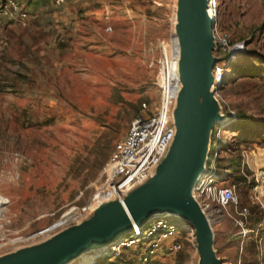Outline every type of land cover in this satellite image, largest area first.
<instances>
[{
  "label": "rangeland",
  "instance_id": "1",
  "mask_svg": "<svg viewBox=\"0 0 264 264\" xmlns=\"http://www.w3.org/2000/svg\"><path fill=\"white\" fill-rule=\"evenodd\" d=\"M209 1L215 33L244 50L224 69L217 94L220 114L238 120L220 130L221 145L212 140L210 157L219 149L220 184L237 205L211 218L212 251L220 264H264V0ZM178 4L0 0V257L97 219L84 207L114 145L143 103L159 102L148 64L157 42L175 34ZM173 216L181 249L148 264H199L192 225ZM145 249L121 246L93 264H145Z\"/></svg>",
  "mask_w": 264,
  "mask_h": 264
},
{
  "label": "water",
  "instance_id": "2",
  "mask_svg": "<svg viewBox=\"0 0 264 264\" xmlns=\"http://www.w3.org/2000/svg\"><path fill=\"white\" fill-rule=\"evenodd\" d=\"M214 25L215 17L205 16L204 0H179L174 34L180 72V88L172 111L175 135L152 175L128 191L120 202L110 199L99 204L89 213L97 216L96 220L74 226L42 246L0 257V264H66L73 256L88 254L89 249L104 243L107 251L132 235L133 225L140 231L151 219L169 214L160 213L164 210L174 211L175 217L192 225L199 264L219 263L212 251V232L192 197L207 162L212 131L227 121V116L220 114L212 90V70L218 62L213 56Z\"/></svg>",
  "mask_w": 264,
  "mask_h": 264
},
{
  "label": "built area",
  "instance_id": "3",
  "mask_svg": "<svg viewBox=\"0 0 264 264\" xmlns=\"http://www.w3.org/2000/svg\"><path fill=\"white\" fill-rule=\"evenodd\" d=\"M64 1L54 0L56 5H61ZM208 5L213 9L211 1ZM214 41V51L219 48L222 53L228 55L225 58L216 57L213 54L218 59L212 70V90L217 100V94L226 79L224 69L229 66V62L237 53L244 50L242 46L229 47L226 40L217 35L215 31ZM156 48L159 55L155 62L151 60L148 66L150 69L155 68L154 81L160 95L159 102L153 109L143 103L141 105L142 114L132 120L125 136L114 145L104 168V181L87 201L84 207L86 213H90L99 204L110 199L120 202L128 191L151 176L165 157L173 140L175 127L172 111L180 88L177 76L179 52L176 37L173 35L168 40L158 41ZM227 121L229 124L235 122L236 116L228 115ZM227 125V123H221L214 127L204 171L198 177L192 190L193 199L210 220L216 214V210L219 212L223 210L227 213L228 207L237 205L233 191L220 184L221 177L216 168L218 150L210 157L212 140L215 139L221 145L220 130ZM179 227L180 225L171 216H157L140 231L135 229L131 235L133 239L123 238L118 246L111 247L105 254L114 253L121 246L141 242L146 245L141 257L145 264L152 262L159 254L162 257L171 256L181 249V244L173 239L178 235ZM162 259L157 264H170Z\"/></svg>",
  "mask_w": 264,
  "mask_h": 264
},
{
  "label": "bare ground",
  "instance_id": "4",
  "mask_svg": "<svg viewBox=\"0 0 264 264\" xmlns=\"http://www.w3.org/2000/svg\"><path fill=\"white\" fill-rule=\"evenodd\" d=\"M204 1H205V16H206L208 19H213L214 16H215V15H214V12H213V9H212L209 5L206 4V1H207V0H204ZM177 76H178V78H179V76H180V72H177ZM224 123H225V124H226V123L229 124L228 121H225ZM203 162H204V156H203V159H202L200 165H202ZM2 207H3V204H0V212H1V208H2ZM198 211H199L200 215L203 217L204 222H205V224H206V227H207L209 233L212 232V226H211V224H210V222H211L210 218H209V217L205 214V212H203L202 210H201V211L198 210ZM164 212H165V213H169V214H166V215H168V216H172V215L175 214L174 211H172V210H164V211H160V213H164ZM171 214H172V215H171ZM209 220H210V221H209ZM132 228H133V230H135V229L138 228V227H137L136 225H133ZM212 234H213V233H212ZM212 234L210 233V236H211V238H212V237L214 238V236H212ZM111 241H112V240H110L109 242H111ZM106 246H107V243H104V244H102V245H100V246L93 247V248L89 249L88 254L85 255V256L83 255V258H82L81 264H93L96 258H98L99 256H101V254H104V253L106 252V250H105ZM210 249H211V246H210ZM81 255H82V253H79V254L73 256L72 258H70L68 261L72 260L73 258H75V257H77V256H81ZM216 261H217V258H216ZM218 264H219V263H218Z\"/></svg>",
  "mask_w": 264,
  "mask_h": 264
},
{
  "label": "trees",
  "instance_id": "5",
  "mask_svg": "<svg viewBox=\"0 0 264 264\" xmlns=\"http://www.w3.org/2000/svg\"><path fill=\"white\" fill-rule=\"evenodd\" d=\"M225 81H226V79H225ZM225 81H224L223 85L226 83ZM236 120H238V116H236ZM218 150H219V149H218ZM127 237L129 238V237H132V236L129 235V236H127Z\"/></svg>",
  "mask_w": 264,
  "mask_h": 264
}]
</instances>
